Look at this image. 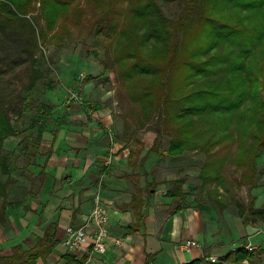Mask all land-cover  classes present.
I'll list each match as a JSON object with an SVG mask.
<instances>
[{
	"label": "trees",
	"instance_id": "16d2710c",
	"mask_svg": "<svg viewBox=\"0 0 264 264\" xmlns=\"http://www.w3.org/2000/svg\"><path fill=\"white\" fill-rule=\"evenodd\" d=\"M172 1L180 8L174 17L166 16L157 0H0V32L15 36L22 50L31 55L37 51L38 58L49 64L52 60L42 44L64 41L72 28L82 37L81 29L87 26L96 37L113 41L112 51L105 52V65H116L118 78L137 92L142 116L147 118L149 114L144 107L152 111L155 137L145 156L158 153L162 147V129L168 135L173 133L167 153L178 156L188 150H202L205 157L198 178L202 183L213 182V189L218 190L227 180L221 164L229 157L228 148L236 146L231 162L238 176L233 180L238 186H246V200L234 201L236 213L243 222H264V209L256 207L252 193L264 185V162L260 167L257 164L258 156L264 154V0ZM35 6L41 14L40 25L28 19ZM194 24L202 32L200 41L188 46L183 38ZM33 72L16 118L12 121L0 109L2 225L8 222V207L30 210L24 203L41 190L45 160L50 154L48 150L44 162H37L43 135L50 131L53 141L62 125L68 123L65 114H53L55 105L34 96L36 81L44 75L36 67ZM55 84L50 77L39 91L54 89ZM85 103L83 109L88 107V101ZM133 120L125 118L126 126L132 123L126 128L127 134L138 130ZM19 122L27 123L20 131L16 129ZM201 122L211 127L205 133V142L199 145L193 137L200 131ZM18 136V148L3 147L5 139ZM31 167H38V172ZM183 182V178L163 181L170 184L165 196L178 199L177 208L187 205ZM158 184L155 181L151 187ZM58 243L56 224L49 225L41 236L35 235L31 247L15 244L9 252L0 254V264H36ZM250 253L238 248L228 255L241 259ZM62 257L65 264H81L72 252Z\"/></svg>",
	"mask_w": 264,
	"mask_h": 264
},
{
	"label": "crops",
	"instance_id": "0c3cea01",
	"mask_svg": "<svg viewBox=\"0 0 264 264\" xmlns=\"http://www.w3.org/2000/svg\"><path fill=\"white\" fill-rule=\"evenodd\" d=\"M85 101L80 108L75 102H67L69 108L64 106L55 113L58 117L65 114L68 121L58 131L64 143L56 145L52 134L43 135L39 164L50 150L43 186L26 199L24 204L30 210L6 209L8 222L0 224V254L9 252L15 244L31 247L35 235L41 236L46 227L56 224L59 243L36 264H65L62 254L68 251L61 242L64 228L81 224L98 195L108 209L110 238L104 254L72 252L81 264H264V222H243L234 214L229 204L235 196L232 192L222 189V185L214 190V184L205 189L202 182L199 186L186 183L182 191L192 199L186 198L184 207H175L171 198L165 196L166 189L158 176L167 174L163 180L175 179L172 168L179 166H183L182 174L187 176L186 162L178 166L171 163L184 160L180 157L186 153L170 156L167 146H162L158 153L145 156L155 132L147 128L144 133L134 130L127 134L126 128L132 123L126 126L113 89H106L83 109ZM15 141L9 137L3 147L18 148ZM163 157L165 160L158 165ZM163 166L166 171L156 172V167ZM32 168L34 172L39 170ZM155 181L159 184L153 188ZM193 186L195 189L190 191ZM252 193L256 207L264 209V185ZM187 239L196 240L199 245L184 251L179 245ZM238 248L251 253L241 259L228 255ZM210 257L215 261H210Z\"/></svg>",
	"mask_w": 264,
	"mask_h": 264
},
{
	"label": "rangeland",
	"instance_id": "374dc122",
	"mask_svg": "<svg viewBox=\"0 0 264 264\" xmlns=\"http://www.w3.org/2000/svg\"><path fill=\"white\" fill-rule=\"evenodd\" d=\"M157 1L160 3L163 13L168 17H174L180 9L178 4L172 0ZM40 18L41 14L39 8L35 6L33 11L28 14V19L37 25H40ZM81 30L82 37L78 35L77 29L72 28V32L66 36L64 41H58L57 43L45 41V43L42 44L45 55L52 60L51 64L46 63L45 61L42 62L38 58L37 51L31 55L27 51L22 50L23 47L20 42L15 39V36L0 32V109L3 110L12 121L16 118V111L19 108L21 97L27 92L26 87L34 74L33 69L36 67L43 71L44 76L36 81L34 96L38 97L41 101L55 105L56 107L55 110H53V114L59 112V109L63 108L66 102L74 104V101L68 99V93L70 90H75L80 96H82L80 102H75L80 108L82 101L86 100L88 103L92 104L106 89L111 88L114 90V95L118 100L120 108L123 110L122 112H124L125 118H128L130 121L134 119V124L141 133L146 132L145 129L147 128L153 130V128H151V121L154 119L151 118V108L148 110L144 107L147 112L149 111V114L147 115L148 119L142 116V105L136 97L137 92L126 87L123 80L118 78L116 65L114 67L105 65V52L112 51L114 42L106 37H96L93 32L90 33L87 26H83ZM201 33L199 25L194 24L186 31L183 38L186 45L191 46L196 42H199L200 40H198V38L200 39L199 36ZM81 38H83L82 42L80 41ZM32 59L35 61H32ZM50 77L55 80L56 84L54 89L47 90L43 93L40 92L39 88L41 84L45 83L46 79ZM222 82L223 79L220 81L221 85ZM73 108H76V106ZM193 118L197 119V116H194ZM138 122H140V124H138ZM141 122L143 124H141ZM146 122L148 123L147 125ZM26 124V122L24 124L19 122L16 125V129L20 131L24 129ZM210 127L209 123L201 122L199 124L200 131H198V134L195 133L193 142L202 145V143L205 142V133ZM161 129L162 127H160V130ZM161 131L163 134L162 146H167L169 139L174 136V134L170 133V135H168L167 131H164L163 129ZM50 134V131L44 133L45 137H48ZM57 134L55 138L56 145H62L64 143L63 135L62 133ZM19 138L20 136L14 137V140H16L15 142H17ZM235 147L236 146L232 145L228 148V150H230L229 157H226L221 164L222 173L227 179L226 184L222 186V189L227 190L229 193L232 192L233 196L235 195L231 202H229L231 211L234 214L236 212L234 201L246 200V186H238L233 180L234 177L238 176L237 172L233 171L234 166L231 162L232 152L235 150ZM185 153V156L180 157L184 160H172L171 163L173 166H178L180 165V162H186L185 168L189 173L187 175L188 177L183 176L182 174L184 169L183 166H179L177 169L172 166V169L175 172L176 178L184 179V182L182 183L183 186L186 183H193L196 186H199L201 180L198 178L197 173L204 162V152L202 150H188L185 151ZM176 158L177 157H172V159ZM178 159L179 158L176 160ZM164 160V157L160 159L158 165ZM263 162L264 154H260L257 158L258 166H262ZM164 166L156 167V172L159 173L161 169L166 171L167 168ZM155 177L157 178L156 174ZM158 177L162 183L163 181L173 180H163V178L168 177L167 174H164L162 177L159 175ZM164 184L165 183H163V187L166 190L170 188V184ZM203 184L205 189H210L211 185L214 183L207 181ZM190 191L193 190L190 189ZM188 197L189 195L184 193L183 198L185 200L192 199V197ZM171 200L174 203L178 202V199L176 200L172 197Z\"/></svg>",
	"mask_w": 264,
	"mask_h": 264
},
{
	"label": "built area",
	"instance_id": "2783aa9c",
	"mask_svg": "<svg viewBox=\"0 0 264 264\" xmlns=\"http://www.w3.org/2000/svg\"><path fill=\"white\" fill-rule=\"evenodd\" d=\"M68 99L79 102L80 96L75 90H70ZM108 224V209L101 204L98 195H96L94 205L90 212L83 217L82 223L76 226H65L64 235L61 239L62 245L68 252L84 251L86 253L104 254L110 238ZM198 245L196 240L187 239L180 243L179 247L188 251ZM210 261H215V258L210 257Z\"/></svg>",
	"mask_w": 264,
	"mask_h": 264
}]
</instances>
